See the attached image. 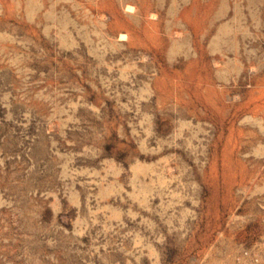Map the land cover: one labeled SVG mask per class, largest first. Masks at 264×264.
<instances>
[{
	"label": "rangeland",
	"instance_id": "rangeland-1",
	"mask_svg": "<svg viewBox=\"0 0 264 264\" xmlns=\"http://www.w3.org/2000/svg\"><path fill=\"white\" fill-rule=\"evenodd\" d=\"M0 264H264V0H0Z\"/></svg>",
	"mask_w": 264,
	"mask_h": 264
}]
</instances>
